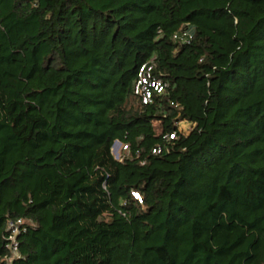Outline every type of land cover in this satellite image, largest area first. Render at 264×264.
<instances>
[{
  "label": "trees",
  "instance_id": "16d2710c",
  "mask_svg": "<svg viewBox=\"0 0 264 264\" xmlns=\"http://www.w3.org/2000/svg\"><path fill=\"white\" fill-rule=\"evenodd\" d=\"M0 264H264V0H0Z\"/></svg>",
  "mask_w": 264,
  "mask_h": 264
},
{
  "label": "built area",
  "instance_id": "2783aa9c",
  "mask_svg": "<svg viewBox=\"0 0 264 264\" xmlns=\"http://www.w3.org/2000/svg\"><path fill=\"white\" fill-rule=\"evenodd\" d=\"M190 36L189 34L186 32L184 34H177L175 36V39L178 41H181L183 43H188L190 41ZM142 83L144 85H148L150 82L149 80H145L144 77H142ZM143 85V86H144ZM141 86V88L138 89V94L140 96H145V93L148 92V89L146 87ZM151 86L154 87L156 90L159 88V90L161 89V87L159 86V84H156L154 81L151 82ZM146 100V98H145ZM173 138V136L171 137ZM116 145H119L121 147V150L123 152V150H127V147H123L119 142H116L115 145L112 148V153L115 156L113 149ZM122 152L118 154V157L115 156L116 159L121 160L122 159ZM135 198L140 199V195L135 193L134 194ZM27 230V228L25 227V221L23 219H17V220H11L8 224V233H9V245L8 248L11 251V255L12 258H17L19 257L20 251H19V242H18V237L22 232H25Z\"/></svg>",
  "mask_w": 264,
  "mask_h": 264
},
{
  "label": "rangeland",
  "instance_id": "374dc122",
  "mask_svg": "<svg viewBox=\"0 0 264 264\" xmlns=\"http://www.w3.org/2000/svg\"><path fill=\"white\" fill-rule=\"evenodd\" d=\"M157 125H158V124L155 125V126H156V129H158V128H157ZM181 129H182L185 133H189V132L191 131V129H192V125H191V124H188V123H186V122H183V123H181ZM113 152H114L115 156L118 157V154L122 152L121 147H120L119 145H116V146L114 147V149H113Z\"/></svg>",
  "mask_w": 264,
  "mask_h": 264
}]
</instances>
